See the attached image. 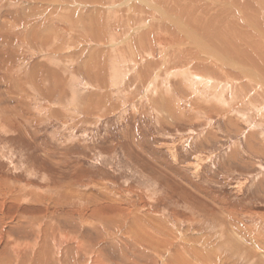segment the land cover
Returning <instances> with one entry per match:
<instances>
[{
    "label": "rangeland",
    "instance_id": "1",
    "mask_svg": "<svg viewBox=\"0 0 264 264\" xmlns=\"http://www.w3.org/2000/svg\"><path fill=\"white\" fill-rule=\"evenodd\" d=\"M212 1L0 0V217H29L10 199L32 182L53 207L51 264H203L194 249L264 264L224 244L245 236L264 253V86L241 71L243 53L264 66V17L247 24L242 0ZM218 7L232 25H211Z\"/></svg>",
    "mask_w": 264,
    "mask_h": 264
},
{
    "label": "bare ground",
    "instance_id": "2",
    "mask_svg": "<svg viewBox=\"0 0 264 264\" xmlns=\"http://www.w3.org/2000/svg\"><path fill=\"white\" fill-rule=\"evenodd\" d=\"M131 2H136L137 0H130ZM139 1V0H138ZM146 2H149L150 0H144ZM153 1V0H152ZM198 1V0H197ZM219 1V0H217ZM217 1H212V2H217ZM226 1V0H225ZM243 1V5H244V8L242 6L241 10L244 14V17H245V20L247 22V24H250L249 21L253 22L254 19L256 23H259L262 21V18L264 17V0H242ZM196 2V1H195ZM220 2V1H219ZM227 2V1H226ZM240 2V1H239ZM130 3V2H129ZM145 3V2H143ZM221 3H224V2H221ZM232 3V2H231ZM230 3V4H231ZM150 4H153L152 2ZM203 4V3H202ZM214 4V3H213ZM146 5V4H145ZM155 5V4H154ZM158 5V4H157ZM217 5V3H216ZM218 5H220L218 3ZM223 5V4H221ZM133 6V5H132ZM140 6V5H139ZM148 6V5H147ZM150 6V5H149ZM236 6V5H235ZM196 7V6H195ZM202 7V6H201ZM229 7V5H228ZM212 8V6H211ZM236 8V7H235ZM111 9V8H110ZM140 9V8H139ZM203 9V8H202ZM215 9V8H214ZM220 9L223 10V8L221 7ZM219 7H218V11L216 14H218L217 17H219V19H216L215 16H213L212 14H210V17L213 16V18H211V25H213L215 22H219V24L222 23L224 24L223 26H228V25H232L233 24V19H231L232 16L235 17V15L232 14V16L229 15V10H227V12H225L223 10V14L221 15V11L219 12ZM226 9V8H224ZM205 10V9H203ZM212 10V9H211ZM196 11V10H195ZM207 11V10H206ZM205 11V12H206ZM238 11V10H237ZM99 12V11H98ZM194 12V11H193ZM213 12V11H212ZM219 12V13H218ZM241 12V11H240ZM109 13H111L109 11ZM162 13V12H161ZM198 14V13H197ZM205 13L203 12V15ZM207 14V13H206ZM231 14V13H230ZM169 16V15H168ZM209 16V15H208ZM241 17V15H239ZM202 18V16H201ZM206 18V16H205ZM200 19V18H199ZM203 19V18H202ZM207 19V18H206ZM209 20V18H208ZM208 20L204 21V22H207ZM242 21V20H241ZM213 23V24H212ZM234 23H235V20H234ZM243 23V22H242ZM254 23V22H253ZM218 24V25H219ZM241 24V23H240ZM264 24V23H263ZM220 25V26H221ZM254 25V24H253ZM251 25L249 28H245L244 31L242 32L243 35L245 36V38L248 40H250V35L249 33L250 32H254L255 29L252 28ZM145 26V25H144ZM257 27V25H255ZM213 27V26H212ZM254 27V26H253ZM214 28V27H213ZM261 25L259 26V29H256V32L259 30V34H262L261 36L264 38V32L262 29ZM227 29V28H226ZM250 29V30H248ZM229 30H232L231 28ZM234 30V29H233ZM228 31V29H227ZM238 31H240L238 29ZM254 32V33H256ZM234 33V31L232 32ZM231 33V34H232ZM237 37V34L234 35ZM252 36V35H251ZM193 37V36H192ZM231 37V36H230ZM260 37V36H259ZM253 38V37H252ZM194 39V38H193ZM203 39V38H202ZM238 39V38H237ZM241 39V38H240ZM254 39V38H253ZM239 40V39H238ZM196 41V40H195ZM199 41V40H198ZM229 42V41H228ZM231 42V40H230ZM196 43V42H195ZM247 43V42H246ZM263 43V42H262ZM197 45H200L199 47H201V42H198L196 43ZM206 46L208 47L207 43H205ZM234 44V42H233ZM252 45V44H251ZM249 44V46H251ZM262 47H264V45H262ZM202 48V47H201ZM204 51L205 49L207 48H203ZM251 49V48H250ZM214 49H211V48H208L207 51H205L207 54H211L210 56L213 58L212 60L216 59L219 60L218 57H221L222 59V56L218 55L217 57V54L214 53ZM255 51V50H254ZM220 53V52H219ZM250 53V51H249ZM259 55H261L262 57V52L259 51L258 53ZM244 59H243V62L245 63L244 66H241V71L243 72L244 76L252 83H254L255 81L257 82V86L261 87L260 84L262 86H264V79H261L260 78V73H264V66L261 65L260 61L255 58V59H251L247 54H244ZM205 56V55H204ZM206 57V56H205ZM210 58V57H209ZM220 59V60H221ZM223 61L226 60L225 57L223 56ZM223 63V62H222ZM237 64V63H236ZM220 65V64H219ZM235 65V64H233ZM238 66V64H237ZM162 68V67H160ZM160 72V71H159ZM176 74L180 73V74H184L185 75V70H177L175 72ZM174 73V74H175ZM160 74V73H159ZM157 78V77H156ZM197 79V82L193 81L191 83H195V84H201V85H205L208 87V85L212 84V79L208 78L207 76L206 77H200V79H198V77H196ZM78 80V79H76ZM156 81V79H155ZM79 82V81H78ZM152 83V82H151ZM260 83V84H259ZM153 86V84L151 85ZM152 88V87H151ZM150 88V89H151ZM73 89L75 88H72V92H73ZM79 89V88H78ZM76 90V89H75ZM2 115V114H1ZM4 120V119H3ZM6 148V147H5ZM29 155V154H28ZM30 156V155H29ZM27 162V161H26ZM13 164V163H12ZM35 166V164H34ZM33 166V167H34ZM32 167V168H33ZM35 168V167H34ZM18 181L21 182V180L19 179ZM30 182V181H28ZM26 182L24 185H17V191L15 192V189L11 190V193H13V191L15 192L14 194H12V197L10 200H12V202H15L18 204V206H22L23 203L25 204H29L30 206H33L31 207L29 210L32 212L30 215H28L29 217H27V215H23V213L19 212V209H17L18 213L17 215L15 216L17 220H15L14 222H11L9 223V225H7V222H6V218H4L3 220V215L0 217V264H51L52 261H53V256H51V250L52 248H49L47 246V238H48V234H49V231L54 228V225H53V219H50V216L52 215V206L50 205L51 203V200L49 202V200H44L43 203L39 202L41 200V198L38 197V194L36 192H34L33 190L34 189H31L30 186L32 184ZM65 185V184H64ZM63 185V186H64ZM25 187V188H24ZM66 188V187H65ZM64 189V188H63ZM7 190V189H6ZM67 190V189H66ZM10 192V191H9ZM1 193H4L3 190H0V194ZM36 193V194H35ZM9 194V193H8ZM14 195V196H13ZM16 195H20V197H17ZM58 195V194H57ZM64 195V194H63ZM68 195V194H67ZM65 195V196H67ZM46 197V196H44ZM63 198V196H61ZM50 198V197H49ZM60 199V198H59ZM66 200V199H65ZM69 200V199H67ZM9 202V201H8ZM62 202V200H60V203ZM67 202V201H66ZM57 203V201H56ZM65 203V202H64ZM68 203V202H67ZM69 204V203H68ZM45 206V210L46 212H44L45 214L43 215H39V214H35L34 212L35 211H38L39 209V206ZM55 205V204H54ZM63 205V204H62ZM66 205V203H65ZM9 206V205H8ZM61 206V205H59ZM64 206V205H63ZM57 207V206H56ZM67 207V206H66ZM65 208V206H64ZM69 208V207H68ZM60 209V208H59ZM55 210V209H54ZM58 210V209H57ZM4 211V210H3ZM10 212V211H9ZM26 212V211H25ZM6 213V212H5ZM4 213V214H5ZM27 213V212H26ZM10 214V213H9ZM9 214L7 216V218L9 217ZM100 214V213H99ZM13 215V214H12ZM97 215V214H96ZM95 215V216H96ZM62 216V215H61ZM94 216V217H95ZM98 216V215H97ZM100 216V215H99ZM103 216V215H102ZM150 216V215H148ZM57 217V216H56ZM60 217V216H59ZM117 217V216H116ZM98 218V217H97ZM150 218V217H149ZM57 219V218H56ZM55 219V220H56ZM59 219V218H58ZM140 219L139 216H136L134 215V221L137 222L136 220ZM48 220V221H46ZM4 221V222H3ZM98 221V220H97ZM26 222H28L29 224L26 226L25 224H27ZM99 222V221H98ZM117 222V221H116ZM140 222H143L144 221H140ZM139 221L137 222L140 223ZM238 222V221H237ZM134 223V222H133ZM146 223V222H145ZM134 225V224H132ZM145 225V224H144ZM143 225V226H144ZM147 225V224H146ZM158 225V224H157ZM8 226L11 228L12 232L9 231L8 229ZM29 226V227H28ZM140 226V225H139ZM142 226V225H141ZM155 226V225H154ZM58 227V226H57ZM119 227V225H118ZM121 227V226H120ZM134 227V229H133ZM147 228V227H146ZM31 230V233H33V235L35 234L36 236L33 237V241H29L28 239L23 241L22 238H26V234L25 232ZM55 229V228H54ZM132 229V232H135V235L133 236H136L137 239L142 242V243H145V244H150L151 246H154V247H159V246H162L164 245V243L162 242L163 240L161 239H158L156 236H153L152 233H150L151 231L150 230H145L143 229L142 227H139L138 226H132L131 227ZM153 230V229H151ZM52 231V230H51ZM129 231V230H128ZM150 231V232H149ZM156 231V230H155ZM14 232V233H13ZM52 233V232H50ZM69 232L66 231V229L63 228V226L61 225V228L59 230V235L60 236V243H64L65 240H67V236L69 235L68 234ZM129 234V233H128ZM15 235V236H14ZM17 235V236H16ZM22 235H25V237H23ZM29 235V234H28ZM32 235V234H31ZM52 235V234H51ZM159 236V235H158ZM162 236V235H161ZM52 237V236H51ZM54 237V235H53ZM245 237V236H244ZM244 237L240 236V235H231L229 236V241L226 239V242H224V244H226L225 246H227L230 251L232 252H236V253H239V255H236L237 257L240 258V261H245V262H249V261H254L255 259H263L264 260V253L262 252H252L253 254H251L246 248H244V241L246 242V240L244 239ZM251 237V236H250ZM132 238V237H131ZM35 239V241H34ZM58 239V238H57ZM56 239V240H57ZM223 239V238H222ZM253 239V238H252ZM251 239V240H252ZM249 240V239H248ZM62 241V242H61ZM165 241V240H164ZM168 241V240H167ZM166 241V242H167ZM224 241H225V238H224ZM35 242V244H34ZM248 242V241H247ZM252 242V241H251ZM263 242V241H262ZM41 243V244H40ZM46 243V245H45ZM188 243V242H187ZM186 243V244H187ZM137 244V243H136ZM140 244V243H139ZM221 244V243H220ZM257 244V243H255ZM144 245V244H143ZM168 245V244H167ZM170 245V243H169ZM243 245V246H242ZM259 245V244H258ZM171 246V245H170ZM246 246V244H245ZM44 247V248H43ZM45 247H47V249H45ZM167 247V246H166ZM190 247V246H188ZM220 247V246H219ZM250 247H253L252 245H250ZM258 247V246H257ZM192 248V247H191ZM221 248V247H220ZM41 249V250H40ZM254 249V248H253ZM191 250V249H190ZM250 250V249H249ZM262 250V249H261ZM180 251V250H179ZM184 251V250H183ZM194 251L198 252V253H201L202 256H203V264H212V263H217V261H222L221 263L224 264L225 263V260L224 259H227L226 257H223L220 255V253H217V256L216 257H210V251H206L205 250V253L203 254V252L201 250H198V249H194ZM251 251V250H250ZM260 251V250H259ZM231 252V253H232ZM212 253V252H211ZM195 254V253H194ZM178 255V254H177ZM193 256V255H192ZM174 257V256H173ZM195 257V256H194ZM236 257V258H237ZM217 259V261L214 260ZM206 259H208V263L206 261ZM175 260V258H174ZM214 261V262H211V261ZM176 261V260H175ZM237 261V260H236ZM96 262V261H95ZM100 262V261H99ZM234 263V262H233ZM255 264H258L257 262H254ZM61 264V263H59ZM170 264V262H169ZM235 264V263H234ZM243 264V263H242Z\"/></svg>",
    "mask_w": 264,
    "mask_h": 264
},
{
    "label": "crops",
    "instance_id": "3",
    "mask_svg": "<svg viewBox=\"0 0 264 264\" xmlns=\"http://www.w3.org/2000/svg\"><path fill=\"white\" fill-rule=\"evenodd\" d=\"M36 64V68L37 71L35 70V74H33L34 76H38L39 77V66H38V62H35L34 65ZM72 96H69V99L71 102H75L74 100H76L78 97L76 96V92H71ZM78 95V94H77Z\"/></svg>",
    "mask_w": 264,
    "mask_h": 264
}]
</instances>
